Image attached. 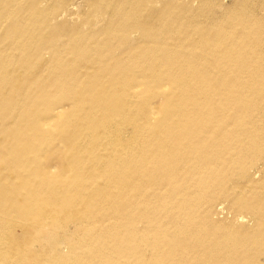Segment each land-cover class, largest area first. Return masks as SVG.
<instances>
[{"label": "bare ground", "instance_id": "bare-ground-1", "mask_svg": "<svg viewBox=\"0 0 264 264\" xmlns=\"http://www.w3.org/2000/svg\"><path fill=\"white\" fill-rule=\"evenodd\" d=\"M251 2L0 0V264H260Z\"/></svg>", "mask_w": 264, "mask_h": 264}, {"label": "rangeland", "instance_id": "rangeland-1", "mask_svg": "<svg viewBox=\"0 0 264 264\" xmlns=\"http://www.w3.org/2000/svg\"><path fill=\"white\" fill-rule=\"evenodd\" d=\"M42 2H44V1H42ZM64 2L69 3L70 5H73V4L75 5V6H71L72 9L70 8V12H68V14H65L67 16L68 15H73V17H74L76 15L77 17L78 16L83 17L84 14L87 12V10H86L87 7H85V6H87V4L85 3V0H64ZM218 2L220 3V6L222 7V9H224V11H221V9L217 10L218 11V14L220 16L227 14L228 12H226V10L228 8H231L232 6L237 5V4L240 5V6H242L243 8H245L246 11H249L250 10V7L252 6L251 0H218ZM47 4H49V1L43 3L44 6L47 5ZM194 5L197 6L198 3H195ZM67 16H64V18L62 20L63 21L69 20L70 16H69V18ZM76 16L74 17L76 23L77 24H82V21H83L82 19L83 18L82 19H79ZM160 103H161V100L160 99H157V100L154 101V105L155 106H159ZM61 106H63L66 109V111L70 110V103L67 100H65L61 104ZM128 130L130 132L131 131V127ZM129 132L126 133V134H124L123 137L124 138L125 137H128ZM225 214H226V212H225ZM12 235H13L14 238H16L18 240H23V238H24L23 232H22V230H21L20 227H15L14 229H12ZM60 251L62 253H64V254H67V250L66 249H61ZM257 259L260 260V264H264V252L261 253V254H258V258Z\"/></svg>", "mask_w": 264, "mask_h": 264}]
</instances>
